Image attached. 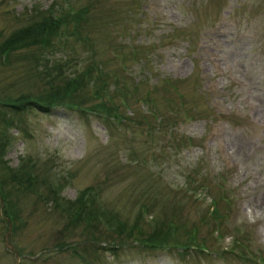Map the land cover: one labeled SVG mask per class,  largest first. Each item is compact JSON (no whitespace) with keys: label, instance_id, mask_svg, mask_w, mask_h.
<instances>
[{"label":"rangeland","instance_id":"obj_1","mask_svg":"<svg viewBox=\"0 0 264 264\" xmlns=\"http://www.w3.org/2000/svg\"><path fill=\"white\" fill-rule=\"evenodd\" d=\"M75 9L0 53V264H264V0H0V50Z\"/></svg>","mask_w":264,"mask_h":264},{"label":"trees","instance_id":"obj_2","mask_svg":"<svg viewBox=\"0 0 264 264\" xmlns=\"http://www.w3.org/2000/svg\"><path fill=\"white\" fill-rule=\"evenodd\" d=\"M65 16L66 17L69 16V18H66ZM81 16H82V11L75 9L72 12L67 11L66 15H64L63 18L62 17L61 18L60 17H57V18L54 17V19H53L52 17H50V18L45 17V18H43V21L33 23L32 25H28V26H25L23 28H18V29H16V31L12 35H10L9 37L6 38V40H5L6 42L3 44L4 48H2L0 50V53H1V55H3V53L5 52V49L6 50L8 49L7 48L8 45L12 46L13 44H15V42H20V41H21V44H24V45L25 44L30 45V44H33L36 42H39V43L45 42V45H43L42 48L47 49L51 45V43H48V37H50L52 35L50 37L52 39L56 34V32H55L56 29H58L60 26H62L63 28H67L68 25H71V22H73L72 25H74V20H72L71 17H73L74 19H79ZM64 17H65V19H64ZM54 79H55V77L53 78V80ZM57 80H59V79H57ZM56 83H57V81H56ZM102 83H104V82H102ZM52 84H54V83H52ZM75 84H76V82H75ZM55 86H58L57 89L62 90V87H63L62 81H60V83L55 84ZM103 86H104V84H103ZM76 87H77V85H75V87L72 89V91H74ZM66 89H69V88L66 87ZM40 96H44V94L39 93V94L35 95L34 97L29 95V94H26V95L21 96V98H19V100L23 103L33 102L34 104H38L39 106H45V107H48V106H50V107L51 106L52 107L64 106V104H61L59 101L60 96L58 95V92L53 93V91H52L51 94L48 95V97L44 101L41 100L42 98ZM68 105H71V104H68ZM72 106H74L73 108L76 110L83 111L80 108H78L77 105L73 104V105H71V108H72ZM85 110L90 112V113H93V114H96L98 112L95 109H93L92 107L85 108ZM106 110H107V113H110L111 109L106 107ZM26 175H27L26 177H24L23 175H15V177H14L12 174H10V178L13 181L17 182V186L19 185V186H22L23 189L24 188L28 189V188L33 187V185H34L33 182H35V179L32 176L29 181H24L26 178H29V175L27 173H26ZM34 177L36 178V175ZM0 184H2L1 181H0ZM51 194L53 196L57 197V193L55 191H53ZM45 195L49 196L48 194H45ZM0 197H2L1 193H0ZM50 199H51V197H50ZM52 201H54V208L58 209L60 212H63L65 214V216L67 217V222H65V225L68 228L71 226L73 227V225L75 223L73 212L76 209L81 210V206L83 205V202L81 201V199L79 198L78 200H76L75 202L70 203V204L68 202H66L64 200H60V199L59 200H53L52 199ZM5 206L8 208V210H9V208H11V206L8 203H6ZM4 211H7L5 207H4ZM93 212H94L93 208H90L89 210H87L85 215H83L84 219H85V225L87 228H90V227L94 228V223L92 221ZM79 213H81V212H79ZM9 216L12 218V216L10 214L8 215V218H9ZM96 219H97V217H96ZM68 231H70V230H68ZM84 234L86 235V239H84L82 241L86 243V242H88L89 236L91 235V233H87V232L85 233L84 232ZM96 239H97V237H95V239H92V241H96ZM101 241H103V240L100 239L99 242H101ZM74 244H75L74 247L78 248L79 253H82L83 250L87 246L89 247L88 244H87V246L81 245L82 247H81V249H79L80 245H78L76 242H74ZM110 244H112V243H110ZM145 244L155 246L153 243H145ZM67 245L68 244L63 243V244L58 245L57 247L65 248ZM112 245H115V244H112ZM118 245L119 244H116V246H118ZM101 246H104V245H101ZM191 247L195 248L194 245H192ZM162 248H164V247H162ZM181 248L187 249V246L183 245V246H181Z\"/></svg>","mask_w":264,"mask_h":264}]
</instances>
